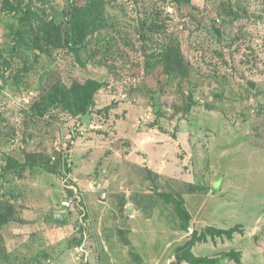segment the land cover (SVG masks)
I'll list each match as a JSON object with an SVG mask.
<instances>
[{
	"label": "rangeland",
	"instance_id": "rangeland-1",
	"mask_svg": "<svg viewBox=\"0 0 264 264\" xmlns=\"http://www.w3.org/2000/svg\"><path fill=\"white\" fill-rule=\"evenodd\" d=\"M71 1L24 0L29 20L0 0V216L15 217L0 223V264H170L194 232L203 239L194 256L264 264V0H104L105 25L81 48L85 66L61 48L47 58L23 44L9 55L17 29L28 26L29 42ZM174 41L186 77L165 69ZM91 78L104 86L88 114L26 116L55 79L72 90ZM40 153L61 157L58 174L2 170L7 155ZM169 191L182 194L187 216ZM55 212L68 221L53 223Z\"/></svg>",
	"mask_w": 264,
	"mask_h": 264
},
{
	"label": "trees",
	"instance_id": "trees-1",
	"mask_svg": "<svg viewBox=\"0 0 264 264\" xmlns=\"http://www.w3.org/2000/svg\"><path fill=\"white\" fill-rule=\"evenodd\" d=\"M14 8L17 10L25 9L26 16L23 19H31L34 12L31 11L30 7H25L24 0H14ZM178 4H188L191 0H171ZM9 4V1H6ZM22 19V21H23ZM20 21V23H22ZM105 3L104 0H72L63 9L62 19L57 22L56 20H50L49 22L43 21L39 24L37 31H32V40L29 42L25 40V34L28 32V26L25 29H17L15 34L17 35L19 45L8 50L9 55L12 58L19 57L20 49L23 44H27L31 48L40 49L47 58L54 56V49L61 48L71 52L76 59V62L85 66V62L81 56V48L88 41V37L94 31L99 30L105 25ZM34 29V27H30ZM162 60L166 64L165 69L174 73L180 77H186L190 73V66L186 57L183 54L181 44L178 41H174L163 48L161 53ZM7 62L4 60V50L0 47V78H4L5 72L2 67L7 68L5 65ZM28 70V67H26ZM48 89L43 93H38L31 98V104L27 109L26 116L29 118H43L47 114L52 113L55 109L66 111L73 116L86 115L90 112L91 107L95 103L96 93L104 86L103 81L88 79L84 82L78 81L72 90H69L65 85L61 84L59 79H55L54 83L50 85ZM41 87V86H40ZM44 87V86H42ZM194 99L191 97L186 105L185 111H190L194 105ZM6 162L3 165L2 170L4 172L9 171L13 168H43L51 173L58 174L62 167V160L59 156L58 161L54 162L50 157L40 153L38 156L27 158L24 162H20L18 159L11 155H7ZM193 191L201 189L196 184H191ZM175 192V191H174ZM71 195L74 191H70ZM167 199L174 200L176 206L182 213V215H188L186 210L183 208L184 199L182 194H175L173 191H169ZM68 198V200H70ZM12 210L8 211L6 217L0 216V223L4 220L14 219ZM10 216V218H8ZM68 216V214H67ZM52 219V217H51ZM60 224V223H59ZM212 235H219L227 233L231 235L232 230H217L215 228L209 229ZM195 238L203 240L201 236H197V232L193 233V237L187 244L189 252L186 255L180 257L181 262L184 264H213L214 260L208 257H197L194 256L190 251L191 247L195 242ZM184 260V261H183Z\"/></svg>",
	"mask_w": 264,
	"mask_h": 264
},
{
	"label": "water",
	"instance_id": "water-1",
	"mask_svg": "<svg viewBox=\"0 0 264 264\" xmlns=\"http://www.w3.org/2000/svg\"><path fill=\"white\" fill-rule=\"evenodd\" d=\"M100 191H102V189ZM128 210H129V212H132L133 211V207L131 205H129ZM51 221L53 223L65 224L68 221L67 213H65V212H55L52 215ZM170 264H184V263H182L179 260H174Z\"/></svg>",
	"mask_w": 264,
	"mask_h": 264
},
{
	"label": "built area",
	"instance_id": "built-area-1",
	"mask_svg": "<svg viewBox=\"0 0 264 264\" xmlns=\"http://www.w3.org/2000/svg\"><path fill=\"white\" fill-rule=\"evenodd\" d=\"M80 198V197H79ZM71 200V199H70ZM79 201H81V199H79ZM63 205L67 208L71 207V201H65L63 202Z\"/></svg>",
	"mask_w": 264,
	"mask_h": 264
},
{
	"label": "crops",
	"instance_id": "crops-1",
	"mask_svg": "<svg viewBox=\"0 0 264 264\" xmlns=\"http://www.w3.org/2000/svg\"><path fill=\"white\" fill-rule=\"evenodd\" d=\"M143 263V262H142Z\"/></svg>",
	"mask_w": 264,
	"mask_h": 264
}]
</instances>
